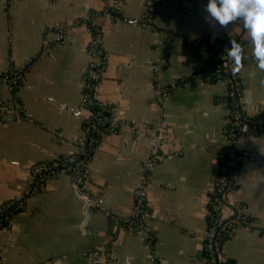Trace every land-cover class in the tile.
Returning a JSON list of instances; mask_svg holds the SVG:
<instances>
[{
    "label": "crops",
    "instance_id": "obj_1",
    "mask_svg": "<svg viewBox=\"0 0 264 264\" xmlns=\"http://www.w3.org/2000/svg\"><path fill=\"white\" fill-rule=\"evenodd\" d=\"M147 1L120 0L122 17H112L106 9L115 0H0V73H21L0 90L10 107L0 112V207L19 198L24 204L0 227L1 264H206V212L230 144L229 108L213 52L191 42L205 32L210 39L243 36L239 74L248 115L264 111V71L243 21L224 29L207 12L209 0H166L142 24ZM87 13L108 53L99 96L113 103L122 125L102 134L85 192L60 172L30 193L34 165L76 152L92 113L84 95L85 69L95 59ZM158 89L166 90L162 98ZM158 120L168 133L146 186L150 244L129 220ZM126 121L151 128L139 131ZM240 140L264 155V132ZM236 182L230 197L249 216L230 231L225 255L235 264H264L261 164L241 161Z\"/></svg>",
    "mask_w": 264,
    "mask_h": 264
},
{
    "label": "built area",
    "instance_id": "obj_2",
    "mask_svg": "<svg viewBox=\"0 0 264 264\" xmlns=\"http://www.w3.org/2000/svg\"><path fill=\"white\" fill-rule=\"evenodd\" d=\"M120 1V0H118ZM166 0H149L148 10L144 15V21L149 19L154 9L157 6L165 2ZM111 10V11H110ZM118 10L117 5L110 6V9L106 11V14L114 15ZM149 11V13H148ZM109 12V13H108ZM149 17V18H148ZM84 20V19H83ZM85 20L91 21L90 14L85 15ZM93 39L91 42V51L94 53L95 59L92 60L88 67L85 69V83H84V95L90 105H98V121H95L89 116L90 122L88 126H83L82 133L77 138L78 151L76 153L64 156H57L53 161L44 164H38L33 168L31 181L39 176L58 172L70 173L75 181V184L83 190L84 182L90 175V169L87 165L89 159L86 157H80V153L85 149L87 140L91 137L92 131H97L101 134L114 131L122 125L115 116V106L113 103L102 99L99 96V86L102 78V72L105 68L108 53L105 50L102 42L103 32L100 26L91 21ZM238 43L244 42L243 36L239 35L238 38H233ZM231 48L230 41L224 45L218 46L213 52L215 55L216 64L213 66L216 70L218 80H224L227 84L226 94L235 98L237 103L242 102V91L239 72L233 74L234 62L227 57V50ZM21 76V73H0V84L7 82L10 84H17ZM159 97L165 95L166 90H160ZM10 109L8 104L0 96V112L7 111ZM98 117H96L97 119ZM264 121L263 118L259 120H253L249 115L242 117L240 109L232 111L226 119V132L229 138V147L227 148L226 156L220 164L219 171L216 178V186L212 190L209 197L207 206V218L208 228L204 236V253L206 257V264H224L227 261V257L224 253V248L220 236L224 230L234 226L247 222V212L244 211L239 204L233 202L230 197V191L236 185V163L239 159H254L258 161L264 171V155L255 150L248 149L240 140L242 133H262L264 129L261 125L256 123ZM125 123L130 124L132 128L139 131L149 130L151 127L147 125L139 126L137 123L126 121ZM154 133L151 135V148L150 155L145 161V169L142 173V180L134 191L135 196V209L132 213V217L129 222L137 224L141 227L146 241L152 244L153 232L150 224L147 222V218L151 212L147 206L146 199V186L149 180V171L162 159L165 154L162 151V144L167 137L168 125L164 120H158L154 124ZM40 179H37V186L40 185ZM30 192V191H29ZM10 204L3 206V210L7 209ZM9 219V213L6 216ZM93 256H98L96 252ZM93 262V260H92Z\"/></svg>",
    "mask_w": 264,
    "mask_h": 264
},
{
    "label": "clouds",
    "instance_id": "obj_3",
    "mask_svg": "<svg viewBox=\"0 0 264 264\" xmlns=\"http://www.w3.org/2000/svg\"><path fill=\"white\" fill-rule=\"evenodd\" d=\"M206 10L226 30L236 21H243L242 28L251 37L257 67L264 71V0H209ZM230 44L227 57L234 62L232 71L236 74L243 67L244 46L236 40H230Z\"/></svg>",
    "mask_w": 264,
    "mask_h": 264
},
{
    "label": "trees",
    "instance_id": "obj_4",
    "mask_svg": "<svg viewBox=\"0 0 264 264\" xmlns=\"http://www.w3.org/2000/svg\"><path fill=\"white\" fill-rule=\"evenodd\" d=\"M108 8V7H107ZM110 9V7L108 8ZM106 9V10H108ZM115 16H117L115 14ZM83 20V19H81ZM87 22V21H86ZM90 22V21H89ZM239 35H228V34H224L221 36L216 37L215 39H210V36L208 35L207 32H205L204 34H202L201 37H199L198 39H196L194 42H191L192 45H194L197 49H209L211 51H214L218 48V46L224 45L226 42L232 40L233 38H238ZM242 45H244V42L241 43ZM212 63L216 64V60H215V55L213 56V60ZM217 74V73H216ZM215 74V79L218 80V76ZM240 81H241V87L244 88L243 86V82L242 79L240 77ZM1 90V87H0ZM243 92V91H242ZM229 111L230 113H232V111H235V109H240V112L242 113V117L244 116H248V114L245 112V110L242 107V102L241 103H237L235 101V98L232 96H228L226 94V98H225ZM91 118L95 121L99 120V117H103L104 115H99L98 116V105L97 104H93L91 105ZM253 120H259V118H263L264 117V111L257 114V115H249ZM96 117H98L96 119ZM90 122V120L86 121L84 123V126H88V123ZM262 127L264 129V121L261 122ZM260 121H258L256 123V125H261ZM101 137L102 134L97 132V131H92L91 132V137L89 138V140H87L86 144H85V149L80 153L79 158L80 157H86L87 159L91 160L94 151L96 150V148L98 147L100 141H101ZM60 156H64V155H60ZM241 161H243V159H239L236 163V170H238L239 167V163H241ZM32 192V191H30ZM7 204V202L5 203ZM24 208V204H20L19 200L15 201L13 205H9L7 209L3 210V206L0 207V227H3L7 224L8 219L6 218L7 214H11L13 211H18V210H22ZM231 229L229 228L227 230H224V232H222L220 239L222 240V244L225 243V240L227 239L229 233H230ZM1 264V262H0ZM224 264H235L234 260L231 258H227V261Z\"/></svg>",
    "mask_w": 264,
    "mask_h": 264
},
{
    "label": "rangeland",
    "instance_id": "obj_5",
    "mask_svg": "<svg viewBox=\"0 0 264 264\" xmlns=\"http://www.w3.org/2000/svg\"><path fill=\"white\" fill-rule=\"evenodd\" d=\"M149 1V0H148ZM148 1H147V8H146V10H145V13H144V15L146 14V12H147V10H148ZM117 5V7H118V10H120V8L121 7H119V5H118V0H115V2L112 4V6H114V5ZM111 11V10H110ZM109 13V12H108ZM148 13H149V11H148ZM107 15H110V14H107ZM153 15V14H152ZM151 15V16H152ZM110 16H112V17H115L113 14L112 15H110ZM151 16H149L150 18H151ZM148 17V18H149ZM149 18V19H150ZM149 19H146L145 21H144V17H142V18H139V20H137V22H139V23H144V24H147V23H149L150 22V20ZM94 21H95V19H94ZM95 23L97 24V22L95 21ZM2 84V83H1ZM1 84H0V87H1ZM90 118H88L87 119V121L89 120ZM118 129V128H117ZM116 129V130H117ZM115 131V130H114ZM110 132H112V131H110ZM77 151H78V149H77ZM76 151V152H77ZM76 152H74V153H76ZM70 155V154H69ZM51 161H53V160H51ZM51 161H41V162H38V163H36L35 165H34V167L36 166V165H38V164H44V163H49V162H51ZM90 161V160H89ZM89 161L87 162V165H88V167H89ZM33 167V168H34ZM33 168H32V170H31V175H32V171H33ZM90 169V168H89ZM58 173H60V172H58ZM58 173H54V174H50L49 176H45V175H39L38 177H37V179H40V181H39V183H42V180H44V179H46V178H49V177H52L53 175H56V174H58ZM68 173V172H67ZM70 174V173H69ZM37 179L35 178L34 180H33V182L31 181V178H30V187L28 188L29 190L28 191H35L36 189L38 190V188L40 187H38L37 186ZM31 193V192H30ZM16 200H19V203L22 205L23 204V198L21 199V198H19V199H16ZM240 207L243 209V206H241L240 205ZM248 214H247V219H246V221H248ZM207 220H208V218H207ZM244 223H246V222H244ZM240 224H243V223H240ZM239 225V224H238ZM235 227V226H234ZM233 227V228H234ZM232 230V229H231ZM223 248H224V244H223ZM96 253V252H95ZM225 253V252H224Z\"/></svg>",
    "mask_w": 264,
    "mask_h": 264
},
{
    "label": "water",
    "instance_id": "obj_6",
    "mask_svg": "<svg viewBox=\"0 0 264 264\" xmlns=\"http://www.w3.org/2000/svg\"><path fill=\"white\" fill-rule=\"evenodd\" d=\"M116 15L122 17V14L120 11H116Z\"/></svg>",
    "mask_w": 264,
    "mask_h": 264
}]
</instances>
